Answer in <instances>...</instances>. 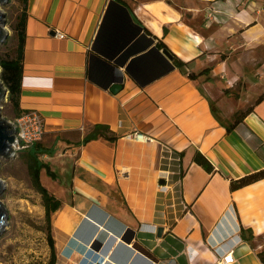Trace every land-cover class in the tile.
I'll use <instances>...</instances> for the list:
<instances>
[{
  "label": "crops",
  "instance_id": "1",
  "mask_svg": "<svg viewBox=\"0 0 264 264\" xmlns=\"http://www.w3.org/2000/svg\"><path fill=\"white\" fill-rule=\"evenodd\" d=\"M110 1L27 3L12 121L42 116L46 133L36 146L50 154L40 158L61 160L47 187L41 181L63 203L53 219L57 242L71 232L87 248L71 253L65 245L61 259L56 248V264H76L95 239L111 254L119 239L104 253L105 225L120 228L110 217L136 232L131 246L156 264H213L207 246L236 235L234 264H263L264 179L237 190L231 180L264 169V135L249 122L264 127V0H122L107 14ZM176 58L188 73L206 72L192 80ZM119 73L123 88L114 93ZM98 125L118 139L83 144ZM135 132L148 139L130 140ZM198 152L213 171L195 161ZM87 202L108 214H96L104 226L89 244L75 237L90 239L87 225L79 230Z\"/></svg>",
  "mask_w": 264,
  "mask_h": 264
},
{
  "label": "rangeland",
  "instance_id": "2",
  "mask_svg": "<svg viewBox=\"0 0 264 264\" xmlns=\"http://www.w3.org/2000/svg\"><path fill=\"white\" fill-rule=\"evenodd\" d=\"M22 10L23 4L19 0H9L8 3L0 4V11L5 14L6 24L3 29L7 34L8 41V43H0V61L5 59L15 49L14 25ZM2 71L3 69L0 66V81L3 87L7 89L2 80ZM8 96L9 92L7 97L0 102V116L7 121H12L14 118L13 106ZM60 161L54 156L47 163L50 165L51 170L54 171L58 164H60ZM47 177L51 178L46 170H43L40 178L41 181L43 180L45 186L48 184L46 182ZM0 179L6 185L5 190L0 196V200L3 202L9 215L6 230L0 236V264H49L51 249L47 241L45 208L41 194L33 186L27 167L25 152L19 153L17 157L0 160ZM49 190L54 193L53 189ZM69 204L73 206L70 197ZM114 205L117 206L115 203ZM94 206L95 203L87 202L81 208V211L90 213ZM54 216L52 217V223ZM91 220L92 223L87 222L88 227H86L84 232L86 236L92 239L99 235V228L95 229L94 224L98 225V223L96 220ZM52 232L56 240L57 253L60 259L61 250L65 245H68V251H71V253L75 249L79 251L87 249L86 245L78 242L71 235V232H63L60 236L62 237L61 243L57 242L54 226ZM111 239L113 238L108 239L107 243ZM262 241L264 242V240Z\"/></svg>",
  "mask_w": 264,
  "mask_h": 264
},
{
  "label": "trees",
  "instance_id": "3",
  "mask_svg": "<svg viewBox=\"0 0 264 264\" xmlns=\"http://www.w3.org/2000/svg\"><path fill=\"white\" fill-rule=\"evenodd\" d=\"M23 4V10L21 15L18 17L17 22L14 25V32H15V49L7 55V57L0 61V66L2 67V80L4 82V85L6 86L10 99V102L13 106V108L17 109L18 102L21 94V83L23 78V62H24V43H25V20L27 18V3L28 0H19ZM122 0H111L108 5L107 14L108 12L113 9L114 7H120ZM8 43V41H6ZM175 64L179 69L183 71L188 77L192 80H195L198 76L203 75L206 71H203L199 74L195 73H188L184 67L186 66L185 63H183L180 59H175ZM263 96H261L258 99V102L263 100ZM251 108H248L246 110L238 111L233 121L230 123V125L227 127V130L229 132L235 130L238 128L240 124L243 123L244 119L248 114L251 112ZM98 139H104L109 142H114L118 139L117 135L107 126H94L91 133H89L83 140V144H87L93 140ZM25 152L27 156V167L29 174L32 179V183L34 188L37 190L38 193L41 194L43 199V205L45 208V215H46V230H47V241L49 244V247L51 249V258L49 261V264H56L57 262V254H56V247H55V240L53 236V223H52V217L53 215L59 211L63 203L61 200L57 199L53 194L49 192V190L42 184L41 182V172L42 170H46V172L51 176L52 178H55L53 171L50 168V165L48 163H45L41 160L40 156L44 154H50L49 152L42 151L38 149V145L32 147L31 149ZM22 152V153H23ZM19 155V154H18ZM195 161L200 164L203 168H205L207 171L211 172L213 171L214 167L212 164L208 161L207 158H205L201 153H197L195 155ZM261 179H264V169L260 170L258 172L252 173L250 175L244 176L238 180H231V189L237 190L244 186L250 185L252 183H255ZM242 236L244 240L251 241L252 239L245 238L244 237V231H242ZM258 257L260 258L261 262L264 264V250H262L260 253H258Z\"/></svg>",
  "mask_w": 264,
  "mask_h": 264
},
{
  "label": "water",
  "instance_id": "4",
  "mask_svg": "<svg viewBox=\"0 0 264 264\" xmlns=\"http://www.w3.org/2000/svg\"><path fill=\"white\" fill-rule=\"evenodd\" d=\"M9 0H0V4L8 3ZM5 14L0 11V43H4L7 41V34L5 33L3 27L5 26ZM164 54L170 59L173 60V55L168 51L165 50ZM124 83V77L119 73L118 76L115 78V83L111 88V91L114 93H118L122 90ZM8 95V90L3 87L2 82L0 81V102L6 98ZM16 137V130L12 125L11 121H7L0 116V160L1 159H10L15 157V152L13 149V144L15 142ZM160 184L165 185L166 180L162 179ZM5 182L0 179V196L5 190ZM100 213L102 216L107 217L108 214L100 209L97 206L92 208V211L88 213L86 219L83 221L79 230L85 227L88 223H92V220H96L97 224H94L95 229L99 228V226H104V223L96 217V214ZM8 211L4 206L3 202L0 200V236L5 232L6 227L8 225ZM110 221L117 224L120 230H114L109 225H105V229H107L110 233H112L113 237L108 236V232L106 233L107 239H111L109 243H106L105 249L103 250L104 253L107 254L108 250H110L111 246L116 242V239H120L121 241L117 242V247L111 253L110 261L107 264H125L128 260L132 261L134 264H156L150 258L145 256L144 254L136 251L131 245L135 238L136 232L133 229L127 228L124 224L119 223L114 218L110 217ZM78 230V231H79ZM162 229H159L158 235L161 236ZM76 238L82 239L87 244L91 243L93 239L84 240L82 237L79 236V233L75 235ZM92 249L96 251H100L103 247V244L98 240L95 239L91 244Z\"/></svg>",
  "mask_w": 264,
  "mask_h": 264
},
{
  "label": "built area",
  "instance_id": "5",
  "mask_svg": "<svg viewBox=\"0 0 264 264\" xmlns=\"http://www.w3.org/2000/svg\"><path fill=\"white\" fill-rule=\"evenodd\" d=\"M208 18L210 20L215 19L214 14L210 12ZM58 34L60 37H63L62 34ZM11 123L16 130L15 142L13 144L15 157H17L19 153L27 151L40 143L45 136L46 130L43 118L35 111L17 117L11 121ZM128 138L140 142H144L142 141L143 138L146 140L148 139L145 135L137 132L129 134ZM241 241L242 238L236 235L228 241L225 240L217 244H209L207 249L211 251L215 257L213 264H234L236 262L234 250ZM87 247V254L83 255L76 264H107L108 261H110L111 254L105 257L100 251L92 249L90 244L87 245Z\"/></svg>",
  "mask_w": 264,
  "mask_h": 264
},
{
  "label": "bare ground",
  "instance_id": "6",
  "mask_svg": "<svg viewBox=\"0 0 264 264\" xmlns=\"http://www.w3.org/2000/svg\"><path fill=\"white\" fill-rule=\"evenodd\" d=\"M163 6V5H162ZM159 7V6H158ZM168 7V6H167ZM156 8V7H155ZM158 9V8H157ZM163 9V8H162ZM165 10H169V9H165ZM170 15H172V13L170 14ZM176 15V14H175ZM154 29H156L157 31L159 30L157 27H155ZM180 53V52H179ZM252 115V114H251ZM260 120V119H259ZM249 122L251 123V125L255 128V129H257L260 133H262L263 135H264V127L260 124V122H258V121H256V120H253V119H249ZM263 122V121H262ZM142 141H146V139L145 138H143L142 139ZM100 229H103L102 227L100 228ZM105 229V228H104ZM110 236H113L112 235V233L111 234H109V237ZM107 240L108 239H106L105 240V243L107 242ZM119 241H121L120 239H119ZM118 241V242H119Z\"/></svg>",
  "mask_w": 264,
  "mask_h": 264
}]
</instances>
